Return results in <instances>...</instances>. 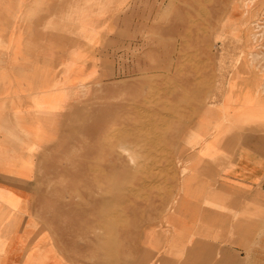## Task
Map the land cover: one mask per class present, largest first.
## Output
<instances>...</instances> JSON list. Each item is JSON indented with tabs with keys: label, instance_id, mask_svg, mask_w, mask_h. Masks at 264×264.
I'll list each match as a JSON object with an SVG mask.
<instances>
[{
	"label": "rangeland",
	"instance_id": "obj_1",
	"mask_svg": "<svg viewBox=\"0 0 264 264\" xmlns=\"http://www.w3.org/2000/svg\"><path fill=\"white\" fill-rule=\"evenodd\" d=\"M114 13L127 36L114 85L98 88L54 149L31 206L28 196L12 203L29 211L20 264H179L171 214L192 159L187 137L219 77L215 57L256 53L246 61L264 67V0H130ZM247 254L264 264V226Z\"/></svg>",
	"mask_w": 264,
	"mask_h": 264
},
{
	"label": "crops",
	"instance_id": "obj_2",
	"mask_svg": "<svg viewBox=\"0 0 264 264\" xmlns=\"http://www.w3.org/2000/svg\"><path fill=\"white\" fill-rule=\"evenodd\" d=\"M124 10L130 0H0V264H20L29 211L12 203L28 196L31 206L54 149L99 102L98 88L114 85L127 38L114 12ZM247 55L217 54L211 103L187 137L192 159L171 214L179 264H251L264 226V67Z\"/></svg>",
	"mask_w": 264,
	"mask_h": 264
},
{
	"label": "bare ground",
	"instance_id": "obj_3",
	"mask_svg": "<svg viewBox=\"0 0 264 264\" xmlns=\"http://www.w3.org/2000/svg\"><path fill=\"white\" fill-rule=\"evenodd\" d=\"M237 14H235L234 16H236Z\"/></svg>",
	"mask_w": 264,
	"mask_h": 264
}]
</instances>
